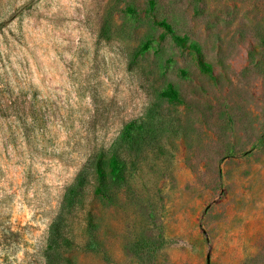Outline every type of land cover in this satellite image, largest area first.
<instances>
[{
	"label": "rangeland",
	"instance_id": "obj_1",
	"mask_svg": "<svg viewBox=\"0 0 264 264\" xmlns=\"http://www.w3.org/2000/svg\"><path fill=\"white\" fill-rule=\"evenodd\" d=\"M0 22V264H264V0H2ZM95 151L106 181L54 248Z\"/></svg>",
	"mask_w": 264,
	"mask_h": 264
},
{
	"label": "trees",
	"instance_id": "obj_2",
	"mask_svg": "<svg viewBox=\"0 0 264 264\" xmlns=\"http://www.w3.org/2000/svg\"><path fill=\"white\" fill-rule=\"evenodd\" d=\"M2 0H0L1 6ZM4 22H0V30H2L4 26ZM134 122L127 125L125 127V131L122 134V138L132 137V132L130 128L133 126ZM25 132L27 135H30V127L24 126ZM101 154L97 153L96 151L93 152L88 158L86 163L77 173L73 183L71 184L70 188L66 193L65 199L63 201L62 207L56 216L55 220L51 224L50 230V240L54 246V248H58L60 246V242H63L65 238L66 230L63 228V222L66 219L70 211V201L73 199L75 195L81 196L86 189L91 186V181L93 177H97L100 182L106 181V174L102 168L101 162L99 160ZM115 164L112 168L111 173H115L116 171L120 170V166L118 165V161H115ZM59 264V262L57 263Z\"/></svg>",
	"mask_w": 264,
	"mask_h": 264
}]
</instances>
